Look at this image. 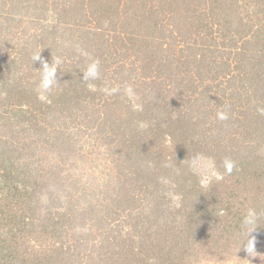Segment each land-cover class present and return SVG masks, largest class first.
<instances>
[{
	"label": "rangeland",
	"instance_id": "1",
	"mask_svg": "<svg viewBox=\"0 0 264 264\" xmlns=\"http://www.w3.org/2000/svg\"><path fill=\"white\" fill-rule=\"evenodd\" d=\"M93 1L97 4L100 0H6L5 4H1L2 10L10 20L0 21V45H5L3 51H9L13 55L19 56L16 59L3 61L2 65L6 68L15 67V73L19 74H15L17 75L16 81L0 74V85L10 90L11 87L16 86L14 82L19 80V75L21 84L27 86L25 88L27 91L29 89L28 94L25 92L22 95L20 92L12 94L16 97L14 101H9L11 110L6 111L7 113L2 112V108L8 106V103L6 100L0 99V105L2 103L1 106H3H0L2 115H10L13 110L17 111L19 109L18 100H22L23 95L33 101L36 99V95L29 94H32L30 92L38 86L36 68L41 73L44 57H47L48 52L56 56L63 52L62 54L65 56L79 44H84L88 49L91 47L95 50L102 36L115 37L114 32H102L107 29V25L102 18L97 16L99 12H92L91 3ZM126 1L132 3L133 0H121L120 3L128 4L125 3ZM255 1H143L148 9L152 7L151 9L156 12L154 17L160 27L157 34L163 36L161 41L164 44L160 46L162 49L157 57H166L169 53L172 56L173 52H176L175 59L177 57L190 59L187 60L189 65L180 63V66L177 67L178 65L174 64L173 72L175 76L177 75L176 79L180 76L184 77L181 82L167 77L166 72L162 74V80L164 78L167 80L160 85L161 90L163 94L170 95L169 103L177 104L180 114L188 112L189 107L182 110L179 105L183 99H175V93L178 91L177 84H181L182 88H187L184 92L188 96L196 97L191 103L192 111L195 108H200V111H195L192 116L198 118L199 122L207 128L203 138L212 143H214L213 133L216 137L215 132L229 127L228 119L219 120L217 118L218 112L225 111L231 121L236 120L229 132L237 135V118L242 120L247 114L248 108L250 107L252 110L253 104L250 101L255 98L252 83L249 80H239L237 77L246 67H259L260 62L264 60V43L260 47L250 48L249 53L243 52L242 49L237 51L233 43L241 32L246 37L259 34L264 38V13L261 14L258 11L263 9L261 4H264V0ZM151 9L148 14L150 16L155 13ZM99 11L105 12L106 15L109 14V11ZM113 17L116 18V15L113 14ZM146 24L145 21L144 26L139 27L136 32L142 38L151 34L148 24L147 26ZM109 26L111 25L109 24ZM258 26L262 28L261 31L256 30ZM99 28L103 30L101 31ZM112 29L117 30L116 28ZM9 32L10 34L4 35ZM186 34L189 36L187 42L184 41ZM212 40L218 45L220 52L214 56L209 54L207 62L205 60L203 64L196 60L198 58L194 56V49H186L188 44L194 45L201 41L212 43ZM109 41L113 42L115 39L111 38ZM240 42L242 40L236 41L238 46ZM123 52H125L124 49ZM237 52H239L238 58H236ZM37 53H39L40 59L34 60L33 56ZM177 54L179 55L177 56ZM21 55L25 57L22 58ZM242 55H246L250 63H240ZM133 58L134 56L131 58V62H133ZM128 64L130 65V63ZM129 65L128 68L131 67ZM133 67L128 77L130 80L127 87L132 90V95L135 94V97L143 94V91H146L145 84L150 85L151 81L145 82L146 76L143 81L140 80L142 74H140L139 68ZM189 71L191 73L187 75ZM220 71H232V73L228 72L231 81L228 76L224 77ZM109 82L110 80H106L102 85L101 83L92 82L90 85L88 83L87 90L96 92L95 97L88 94L78 97L81 92L78 91L77 102L74 101V98L72 102L64 101L60 108L50 112L47 119L48 124L44 125L43 131L38 133L30 131L15 139L16 143L18 140V144L25 147V154H27L23 160L25 164L35 162L31 165L30 172L37 167L38 171L45 173L44 167L51 166L52 168L54 165L56 172L51 174L52 177L60 171V176L64 179L62 182H56L57 184L61 183L60 187L53 192L49 191L48 196L40 194L39 200L33 202L35 203V206H32L34 211H29V214L32 215L26 217L31 219L35 226H39L40 230L37 231L39 237L33 238L32 242L37 247H45L48 251L50 249L45 253L53 255L56 252L50 246H53L54 238L62 235L61 239H56H58V244L64 245V253L59 251L61 256L57 255L58 260H53L54 263L46 261L41 264L48 262V264H113L121 260L114 249L121 252L125 247L129 255L133 254L134 246L140 250L148 248L146 251L150 248L156 249L161 260L164 257H170L178 259L180 262L188 261V264H247L246 259H250L251 264H264V239L260 238L258 230H254L252 233L256 240L258 256L250 258L241 247L243 240L246 239V234L241 228L239 233V230L236 231L235 227L223 221L222 216L226 217L228 211H223L215 200L211 201L208 198L204 200L211 207V215L208 216L206 212L209 209L206 204V210L195 212L193 217L190 214L183 217L172 209L169 202L171 199L167 202L164 194H154L148 190L149 181L144 180V175L155 176L154 179L158 176V174L152 173L154 168L150 163V157L157 153L155 150H151V147H147L148 150H146L144 147L137 156L138 153L135 154L131 151L133 147L127 148L123 142H120V138L115 137L113 142L112 139L107 138V135L100 134L98 125L103 121L100 118L97 119L95 106L102 105V102L110 97L112 87ZM112 85L114 86V83ZM134 89H136L135 93ZM172 89L174 92H171ZM42 98L45 99V97ZM134 100L136 99L134 98ZM106 108H102L101 115H105ZM146 116L152 118L149 121L150 127H156L157 119L155 117L164 121L162 122L164 129L168 126L166 125L168 115L165 117L163 115ZM174 116L175 118L183 116L185 119L189 117V115ZM254 129L252 126L251 131ZM6 132L3 128L0 135L4 133L2 136H6ZM240 136L244 138L245 134ZM251 136H249L251 137L249 142L255 143L257 136ZM71 137L76 141V144L71 142ZM217 140L220 139L217 138ZM117 144L119 146L116 148ZM142 145L144 144L142 143ZM163 145L159 147V150L162 153L164 150H168L167 158L171 159L169 161L173 163L175 160L169 153L171 151L175 153L174 146L169 148V140ZM261 145L262 147L250 150L246 147L247 145H240V147L238 146L239 151L230 156L215 147L211 150L213 151L211 155L202 152L187 163L194 166L196 177L200 178L202 188L208 187L210 180L215 178L210 188H213V193L217 195L216 199L222 206H231V209L244 215L249 208H255L258 211L255 206L256 198L259 196L264 198V189L258 188L257 184L247 178L245 173L240 172V166L238 167L237 164L242 163V157L244 158L240 150H249L246 152L250 155L255 150L264 151V144ZM219 147L226 149V147ZM71 150L76 151L72 152ZM229 161L234 164L231 173L227 171V162ZM160 164L166 173L177 181L188 177L191 173L189 170L184 174H175L165 159L161 160ZM28 166L30 165L28 164ZM236 167L238 171L235 170ZM242 168L245 169L243 166ZM37 170L36 174L40 177ZM52 177L50 176L48 179L53 180ZM74 183H76L75 188ZM50 185L52 184L50 183ZM56 197H64L61 200V203L63 201L61 207L63 210L69 209V206L66 207V205L68 199L71 198L69 214L72 219L65 225L64 231L61 229L62 234L57 231V236L53 238L49 236L51 231L44 230L42 224L51 211L49 206L53 205ZM252 203H255L254 206L249 207ZM84 210H87L85 214ZM240 218L233 222H240ZM178 239L181 249L185 248L188 253L184 260L180 259L177 254L170 256L166 251V247ZM122 241L123 243H121Z\"/></svg>",
	"mask_w": 264,
	"mask_h": 264
},
{
	"label": "trees",
	"instance_id": "2",
	"mask_svg": "<svg viewBox=\"0 0 264 264\" xmlns=\"http://www.w3.org/2000/svg\"><path fill=\"white\" fill-rule=\"evenodd\" d=\"M5 1L6 0H0V21L10 20L1 8V4H5ZM120 1L121 0H100L97 4H95V1L91 3V7H93L92 12H99L97 16L102 18L104 20L103 22L107 25V29L104 31H102L103 29H99L105 33L114 32L115 37L106 38L102 36L95 50L91 47L88 49L84 44H79L74 46L65 56L62 54L63 52L58 53V56L48 52L47 57H44L45 61L43 63L46 62L51 65L58 57L62 61V63L57 66L55 73V80L57 81L56 86L52 87L45 99L38 95L36 86V89L34 88L32 92H30L32 94H29L36 95L34 101L30 98L28 99V96L23 95L24 98L18 100L19 109L17 111L12 109L13 113H10V115H2L3 113H0V132L3 128L5 132L7 130L6 136H2L4 133L0 135V264H41L44 262L46 263V261H57L58 257L61 256L58 252L63 251L64 248L63 244H58V239H61L62 235L57 236V231L62 234L65 225L72 219L71 214H69L71 210L70 202L72 201L69 200L71 198L68 199L66 205V207L69 206V209L63 210L61 208L63 206V201L61 203V200H63L64 197H56V201L53 205L49 206L51 207V211L47 214L46 220L44 219L42 224L44 230L51 231L49 236L53 238L57 236L56 238L58 239L54 238L53 246H50V248L56 252L53 255L52 253H45L49 252L50 249L48 251L45 247H37L36 244L34 245V242H32L33 238L36 239L39 237L37 231L40 229L39 226H35L34 223H32L31 219L29 220V218L26 217L32 215L29 214V211H34L32 206H35V203L33 202L39 200V195L43 194L45 197L48 196L50 192L60 187L61 183L57 184L56 182H62L64 179L60 176V171L52 177L51 174L56 172V166L54 165H52V168L51 166L47 168L44 167L45 169L43 168V170L45 173L40 172V170L38 171L37 167L30 172L32 170L31 165L35 162H29L28 164L30 166L25 164L23 161L27 156V154H25V147L19 145L18 140H16V143L15 139H18L23 133L26 134L30 131H36L38 133L39 131H43L45 128L44 125L48 124L47 119L53 109L56 110V108H60L61 105L64 104V101L66 103L72 102L73 98L74 101L77 102L78 91H81L78 97L84 94L95 97L97 93L92 90H87V88L92 82L97 84L101 83L102 85L106 80H110L109 83H111L112 92L110 93V97L102 102V105L95 106L98 115L97 119L100 118V120L103 121L102 124L100 123V125H98V129L101 135H107V138L112 139L113 142L115 137L120 138V142H123L127 148L129 146L133 147L131 151L135 154L138 153L137 156L144 147L145 149L151 147V150L157 152L156 155L150 157V163L153 164L154 168L152 173L158 174V176L154 179L155 176L147 177V175H144V180L149 181L148 190L154 194H164L167 202L171 199L169 202L172 209L183 217L187 214L193 217L195 212L206 210V204L209 208L206 212L208 216L211 215V207H209V204L206 203L207 201L204 200L207 198L211 201L215 200V202L222 207L221 209H223V211H228L226 217L222 216V219H224L223 221L228 222L236 228V231L239 230L240 233V224L243 217L242 213H237V211L231 209V206H222L219 200L216 199L217 195L213 193V188H210L215 178L210 180L208 187L202 188L200 186V178L196 177L197 173L194 166H191V164L187 162L195 159L196 155L202 152H207L211 155L213 152L211 150L215 147L223 150L224 153L229 156L238 152V146L240 147V145H247L246 147H248L249 150L262 147L261 144H264V60L260 62L258 68L246 67L237 77L239 80H249V82L252 83V89L255 90V98L250 101V103L253 104L252 110L249 107L247 114L244 115L242 120L237 118V135L229 132L230 128L236 123V120L231 121L228 118L229 127L222 128L219 132H215L216 137H214V133L212 134L214 143L207 141L203 138V134L206 132L207 128L199 122L198 118L192 116L195 111H200V108H195L192 111L193 105L191 106V103L196 97L194 95L188 96V94L184 92L187 88H182L183 86L181 84H177L178 91L175 93V99H183L181 105H178L181 106L182 110L189 107L188 112L180 114L181 112L178 110L177 104H170L168 101L170 95L163 94L160 87V85L167 80V78L162 80L163 73L166 72L167 77L176 79L177 75L175 76L173 72L174 64H177V67L180 66V63L189 65L187 60L190 59H180V57L175 59L176 52H173L174 55L172 56L169 53L166 57L158 58L157 54H160V50L162 49L160 46L164 43L161 41L163 40V36L157 34L160 27L157 19L154 17L156 12L154 9H151L152 7L148 9L146 3L143 2L144 0H133L132 3L126 1L125 3L128 4H121ZM184 1L187 2V0ZM256 1L258 2L259 0ZM261 6H263V9L258 11L263 14L264 4H261ZM150 9L155 12L152 16L148 15ZM99 10L109 11V14L106 15L105 12L102 13ZM113 14L116 15V18L113 17ZM145 21L148 24L151 34L150 36L147 35L144 36L145 38H142L139 36V33L137 34L136 32L139 27L141 28V26H144ZM109 24L111 26L114 25L112 28H116L118 31L113 30ZM261 29L262 28L258 26L256 30L261 31ZM8 34H10V32L4 35ZM184 37V41L187 42L189 36L186 34ZM111 38H114L115 41H109ZM205 39L208 41L207 38ZM234 40L235 43H233V46H236V50L242 49L243 52L246 53L250 48L260 47L264 43V38L259 36V34L258 36L252 35L251 37H246L242 32L239 34V37H236ZM239 40H242V42H240L238 46L236 41L238 42ZM195 41L197 40L195 39ZM209 42L201 41L199 43L196 42L194 45L188 44V46L186 45V49H194V56L198 58L196 60H198L200 64H203L205 60L207 62L209 54L214 56L217 52H220V49L217 47L218 45H216L213 40L211 41L212 43ZM4 46V44L0 45V74H4L8 76L9 79L15 80V77H17L15 74H19L18 72L15 73L16 68H6L2 65V62L7 61V59H16L19 56L17 57L9 51H3L5 50ZM123 49L125 52H123ZM178 55L179 54H177V56ZM236 55V58H238L239 52H237ZM21 56L22 58L25 57L24 55ZM133 56L134 60L131 62ZM242 56L243 58L240 60V63H250L246 55ZM92 60L99 62V76L94 80H84L86 66ZM128 63H130V65ZM128 65L131 67L128 68ZM132 65L139 68V72L142 74L140 80L143 81V78L146 76L147 79L145 82L151 81L150 85L145 84L146 91H143V94L136 95L135 97V94L132 95V90H129L127 87L130 80H128L130 71L134 68ZM36 69V77H38L37 84H39L40 70H38V68ZM220 72L224 77L228 76L229 81H231V76L228 74L229 71ZM190 73L191 71L187 72V75ZM229 73H232V71ZM183 78L184 77L180 76L176 81L181 82ZM18 79L17 82H14L16 86L14 85L10 90L0 85V99L6 100L8 103V106L2 108V112L11 110L9 104L11 101H14L16 97L12 96V94L14 95V93L20 92L22 95L24 92H29V89L28 91L25 89L27 86L21 84V77L19 75ZM113 83L114 86L112 85ZM135 91L136 89L133 90L134 93ZM171 92H174L173 89ZM19 97L18 95V99ZM134 98L136 100H134ZM112 99H114V101L111 102ZM3 104L6 103L3 102ZM103 107H107L105 115H101ZM95 108L93 107V109ZM146 115H163V117L168 115L166 118L168 119L166 121V125L168 126L164 129L162 123L164 121L158 120V118L155 117L157 119L156 127H150L149 121H151L152 118ZM174 115H189V117L188 119H185L183 116L175 118ZM215 126L217 127V125ZM252 126L255 128L254 131H251ZM241 130L242 132H240ZM243 133L245 134L244 138L240 136ZM251 135L257 136L255 138V140H257L255 143L249 142L252 137ZM217 138L220 140H217ZM167 140H169V148L171 149L172 146L175 148V153L172 151L169 153L173 155L175 160L173 162L174 164L169 161L171 159L167 158L168 154L166 152L168 150H164L163 153L159 150V147ZM72 141L76 144V141H74V139L72 140L71 137V142ZM193 141L195 142L194 145ZM142 143L144 145H142ZM118 146V144L115 145L116 148ZM219 146L226 147V149L220 148ZM259 150L261 149L259 148ZM71 151L75 152L76 150ZM240 151L242 155H244V158L242 157V163L237 164L238 167L240 166V172L245 173L247 178L252 180L257 184L258 188L263 190L264 151L255 150V152L252 154L250 153V155L244 150ZM163 159L168 162V166L173 169L175 174H184L189 170H191V173L188 177H184L180 179V181H177L175 178L170 177V174H167L160 164V161ZM242 166L245 169H243ZM237 169L236 167L235 170ZM36 170L40 177L37 176ZM50 176L54 179H48ZM50 183L52 185H50ZM75 186L76 183H74V188ZM228 197L230 196L228 195ZM256 200L257 204L255 206L258 208V212L261 213V221L260 226L255 230H258L260 238L264 239V198L259 196ZM254 204L255 203H252L249 207L254 206ZM86 212L87 210H84V214ZM239 217H241L240 222L237 220V222H233ZM123 241L121 243H123ZM46 247L49 248L48 246ZM166 248L167 254L170 256L177 254L182 260H184L186 254H188L185 248L183 250L181 249L179 239L171 242ZM147 249L140 250L134 246L132 249L133 254L129 255L125 247H123V251L121 250V252L115 251L116 249H114V252H116L121 260L113 264H188V261L180 262L178 259L170 257H164L162 258L163 260H161L158 257L159 254L156 249L150 248V250L146 251Z\"/></svg>",
	"mask_w": 264,
	"mask_h": 264
},
{
	"label": "clouds",
	"instance_id": "3",
	"mask_svg": "<svg viewBox=\"0 0 264 264\" xmlns=\"http://www.w3.org/2000/svg\"><path fill=\"white\" fill-rule=\"evenodd\" d=\"M34 60L40 59L39 53L33 56ZM62 63L61 59L58 57L56 60L49 65L48 63H43V68L40 73V82L37 86V93L41 97H46L51 91L52 87L57 83L55 80V73L57 66ZM99 76V62L92 60L85 69L84 80H94ZM217 118L219 120H227L228 114L225 111H220L217 113ZM233 162H227V171L231 173L233 169ZM261 213H259L255 208L247 209L246 213L243 215L241 220V229L246 234V239L243 240L241 247L246 252L247 256L250 258H255L258 256L256 251V240L252 236V233L258 226H260ZM240 247V250H241ZM239 250V251H240ZM247 264H251L250 259H246Z\"/></svg>",
	"mask_w": 264,
	"mask_h": 264
}]
</instances>
